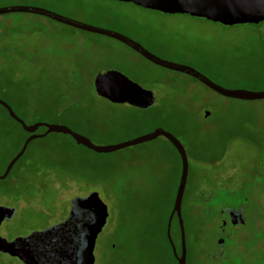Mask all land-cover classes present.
I'll return each mask as SVG.
<instances>
[{"label": "rangeland", "instance_id": "374dc122", "mask_svg": "<svg viewBox=\"0 0 264 264\" xmlns=\"http://www.w3.org/2000/svg\"><path fill=\"white\" fill-rule=\"evenodd\" d=\"M12 7L44 9L123 35L226 89L264 90V22L225 27L106 0H0V9ZM107 71L153 92L156 103L141 110L98 97L95 76ZM0 100L28 125L68 127L97 147L130 142L156 129L172 134L188 152L181 212L191 264H208L202 254L218 237L221 206L245 209L247 226L234 233L237 247L246 248L247 240L256 264H264V101L221 97L118 41L29 14L0 16ZM26 140L0 108V176ZM14 167L0 180V206L16 209L1 226L4 239L57 225L67 218L73 199L97 193L108 219L96 242L95 264H175L163 225L181 170L164 138L98 155L52 134L32 141ZM179 232L174 220L177 250ZM0 264L21 263L0 253Z\"/></svg>", "mask_w": 264, "mask_h": 264}, {"label": "water", "instance_id": "95a60500", "mask_svg": "<svg viewBox=\"0 0 264 264\" xmlns=\"http://www.w3.org/2000/svg\"><path fill=\"white\" fill-rule=\"evenodd\" d=\"M132 4L145 10L164 15H182L203 19L225 27L238 25H259L264 22V0H106ZM11 14H29L47 18L51 21L78 29L87 33L107 37L125 45L153 65L193 78L221 97L243 101H264V90L252 92L247 90H230L223 88L202 75L193 68L164 61L131 39L106 30L90 27L53 12L29 7H12L0 9V16ZM94 90L98 97L115 105H129L146 110L156 103L151 91L144 90L130 81L121 73L107 71L99 73L94 79ZM0 107L6 110L9 117L19 124L23 131L30 134L20 152L9 163L0 180L6 179L17 162L23 157L32 141L45 138L52 134L70 137L77 146H81L95 154H112L127 148L164 138L177 151L181 161V175L175 195L173 209L166 228L167 240L177 264H186L187 249L182 221V201L187 184L189 164L186 151L179 140L172 134L156 129L152 133L116 146L97 147L89 139L77 134L68 127L36 123L27 126L11 109L0 100ZM208 116V114H206ZM40 129L44 133L37 135ZM16 215L13 207L0 206V227L3 222L11 220ZM179 222L181 233V255L171 238L173 218ZM108 219V211L97 193H91L86 198H75L67 218L61 223L48 227L43 231L34 232L25 237L8 241L0 236V253L17 259L21 264H95L94 251L99 235L102 233ZM243 219V218H242Z\"/></svg>", "mask_w": 264, "mask_h": 264}, {"label": "flooded vegetation", "instance_id": "af4514ba", "mask_svg": "<svg viewBox=\"0 0 264 264\" xmlns=\"http://www.w3.org/2000/svg\"><path fill=\"white\" fill-rule=\"evenodd\" d=\"M138 44H140V43H138ZM141 46L145 50H147V48H145L143 45H141ZM147 51L150 52L149 50H147ZM150 53L152 54V52H150ZM154 56H156V55H154ZM198 72H200V71H198ZM200 73L213 82V79H211V77L207 76L206 74H204L202 72H200ZM7 117L9 119H11L9 117V115H7ZM25 134H26V138L30 137V134H27V133H25ZM36 134L39 135L42 133H40L38 131ZM180 143L182 144V146L184 147V149L186 151V148L183 145V143L182 142H180ZM174 151H175V153H177V151L175 149H174ZM186 154H187V158H188V152L187 151H186ZM219 162L220 161L217 159H215L213 161V163L215 165H217ZM218 216L220 218L219 219L220 224H219L218 232H217L218 237L214 240L212 239L210 241V246L206 247L205 251L202 254L203 261L208 262V264H256V257L254 255L255 253L252 252V247H250L251 253L249 254V248L247 247L248 241L246 240L244 242L246 244V248H244V249L238 248L237 247L238 242L235 241V239L237 238L236 237L237 232H235V231L239 230V228L247 226V220L245 218V209L243 207L234 208V207L221 206L219 213H218ZM175 219H176V217L173 218V221ZM3 223H5V222H3ZM3 223H2V225H3ZM0 229H1V227H0ZM234 233H236V234H234ZM245 244H243V245H245ZM192 262H193V257L191 255L190 250L187 248L186 264H191Z\"/></svg>", "mask_w": 264, "mask_h": 264}, {"label": "trees", "instance_id": "16d2710c", "mask_svg": "<svg viewBox=\"0 0 264 264\" xmlns=\"http://www.w3.org/2000/svg\"><path fill=\"white\" fill-rule=\"evenodd\" d=\"M6 103V102H5ZM3 111H4V113L6 114V115H8V113L6 112V110L5 109H3L2 107H0ZM12 109V108H11ZM13 110V109H12ZM14 112V111H13ZM15 113V112H14ZM16 114V113H15ZM17 115V114H16ZM18 116V115H17ZM19 117V116H18ZM20 118V117H19ZM21 120H22V118H20ZM11 120V119H10ZM14 124H16L18 127H19V129L23 132V130H22V127L21 126H19L17 123H15L13 120H11ZM23 121V120H22ZM24 122V121H23ZM25 123V122H24ZM27 126H31V125H34V124H26ZM40 131H45V129H40L39 130V132ZM25 141H23V143H24ZM165 142L169 145V146H171V144L168 142V141H166L165 140ZM23 143H22V145H23ZM75 143V142H74ZM22 145L19 147V149L17 150V152L15 153V155H13V157H12V159L20 152V150H21V148H22ZM30 145V144H29ZM171 148L173 149V147L171 146ZM28 150V149H27ZM174 150V149H173ZM175 152V151H174ZM26 153H27V151H26ZM26 153L23 155V157L17 162V164L16 165H18L24 158H25V156H26ZM177 154V153H176ZM178 155V154H177ZM178 158H179V156H178ZM179 164H180V170H181V161H180V158H179ZM15 168V167H14ZM13 171V169L11 170V172ZM11 172H10V174H11ZM9 174V175H10ZM181 175V174H180ZM169 215V214H168ZM176 221H177V223H178V225H179V222H178V220L177 219H175ZM167 222H168V220L166 219V221L164 222V225H163V238H164V242H165V246H166V249H167V252H168V254L170 255V257L172 258V260L175 262V264H177V261L175 260V258L173 257V254H172V250H171V247H170V244H169V242H168V240H167V236H166V228H167ZM180 233V232H179ZM177 252H178V255H180L181 254V249L180 250H177Z\"/></svg>", "mask_w": 264, "mask_h": 264}]
</instances>
